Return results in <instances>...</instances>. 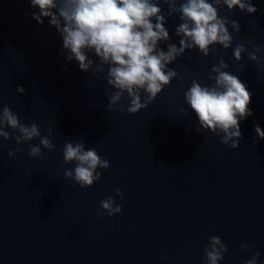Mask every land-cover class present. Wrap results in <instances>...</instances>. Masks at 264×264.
I'll return each instance as SVG.
<instances>
[{
  "label": "water",
  "instance_id": "95a60500",
  "mask_svg": "<svg viewBox=\"0 0 264 264\" xmlns=\"http://www.w3.org/2000/svg\"><path fill=\"white\" fill-rule=\"evenodd\" d=\"M252 3L258 9L252 15L219 8L221 18L240 24L239 33L229 26V49L216 45L207 57L198 48L186 50L169 65L183 79L128 114L109 110L108 97L116 90L103 74L97 79L65 60L62 37L49 18L43 25L31 18L29 0H0V108L8 106L29 126L35 122L42 136L51 127L55 144L32 158L30 145H39V138L21 145L0 138V264H205L211 236L228 248L220 264H243L256 251L264 264V140L254 131L255 124L264 129V0ZM158 6L170 42L179 46V12L168 17V5L160 0ZM238 44L248 52L259 45L260 63L248 52L236 61ZM160 47L167 51V43ZM221 57L253 94L254 115L241 122L236 149L211 131L196 132V114L185 102L193 80L214 83L209 75ZM17 85L26 93L17 92ZM121 103L128 107L126 94ZM80 140L110 164L86 188L64 175L75 164L65 163L63 147ZM17 147L22 153L9 157ZM109 196L122 211L98 217Z\"/></svg>",
  "mask_w": 264,
  "mask_h": 264
},
{
  "label": "clouds",
  "instance_id": "9594fccd",
  "mask_svg": "<svg viewBox=\"0 0 264 264\" xmlns=\"http://www.w3.org/2000/svg\"><path fill=\"white\" fill-rule=\"evenodd\" d=\"M32 9L31 18L43 25L44 18H49L50 26L55 27L62 37L61 55L68 62H78L82 71L94 76L103 74L107 84L114 91L109 97L108 108L115 111L135 114L153 102L163 88L174 79L183 77L169 65L184 55L188 49H199L207 57L216 45L227 50L232 46L233 36L229 26L237 33L240 24L236 20L221 18L219 8L226 6L229 11L239 9L252 15L258 9L252 0H162L168 5V17L179 12L182 21L175 29L179 46L171 43L169 30L165 27L167 19L158 6L160 0H29ZM180 7L177 9L176 5ZM28 15V13H25ZM154 21V22H153ZM167 43V51L160 47ZM261 51L259 45L251 52L243 44H238L233 50L236 61L242 60V54L248 52L249 59L260 63L257 55ZM98 58V63L89 54ZM105 66L107 72L105 73ZM229 65L221 57L211 69L209 78L214 81L211 86L193 80L185 92V102L196 114L199 126L196 132L211 131L220 137L221 143L236 149L242 140L240 124L254 115L250 107L252 93L238 76L226 69ZM68 71L65 66L64 69ZM17 92L25 94L23 86L17 85ZM125 94L129 105L125 109L121 101ZM142 94L146 99L142 101ZM187 115L186 109H181ZM11 129L14 136L5 129ZM192 129L189 128L188 131ZM52 128L48 135H41L40 127L33 122L30 126L21 122L20 117L8 106L0 108V138L14 139L17 145L27 144L35 138L40 139L39 145H30L29 156L42 157L43 149H55L50 139ZM256 136L264 140V129L259 124L254 125ZM42 146V147H41ZM2 147V144H0ZM22 149L17 147L8 152L15 159ZM65 163L75 164L73 169H65L64 175L73 180L81 188L91 187L101 179L98 169L107 170L110 164L101 158L95 148L86 150L83 140L65 143L63 147ZM115 195L121 200L124 193L115 189ZM103 212L97 211V216H115L122 211L113 196L101 201ZM242 250H250L247 244L241 245ZM205 264H220L224 253L228 251L219 236L209 237V243L204 248ZM260 252L252 253L251 258L243 264H258Z\"/></svg>",
  "mask_w": 264,
  "mask_h": 264
}]
</instances>
